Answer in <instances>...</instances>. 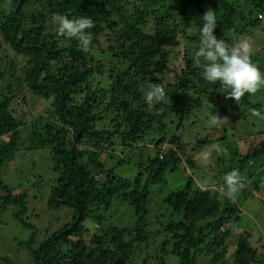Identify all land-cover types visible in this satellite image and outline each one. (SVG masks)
Masks as SVG:
<instances>
[{
  "label": "trees",
  "instance_id": "16d2710c",
  "mask_svg": "<svg viewBox=\"0 0 264 264\" xmlns=\"http://www.w3.org/2000/svg\"><path fill=\"white\" fill-rule=\"evenodd\" d=\"M208 10L215 13L214 35L230 46L245 39L252 44V35L264 31V0H0V54L6 45L23 60L19 76L11 60L6 61L11 66H2L0 59V137H6L0 139V210L11 211L31 231L17 243L27 249L31 264H168L169 255L178 264L258 262L248 231L229 240V223L238 219L239 204L201 187L191 174L181 187L164 194L166 221L153 229L146 220L151 187L163 186L168 173H186L184 164L193 170L191 156L214 141L219 147L210 155L222 176L214 182L225 189L224 176L238 169L243 177L238 200L255 197L264 206L262 134L243 152L223 128L215 139H197L189 155L188 144L176 133L192 114L191 97L198 94L193 100L199 105L206 99L208 111L214 112L228 92L219 82L205 81L193 59ZM54 14L92 20L94 26L86 30L92 39L88 51L78 39L58 34ZM149 82L164 86L163 102L149 105L144 100ZM24 89L43 101L46 115L25 118L20 105L27 101ZM250 95L239 98L237 106L260 109L262 115L256 118L264 119V105L254 104ZM240 118L256 120L242 112ZM171 125L174 131L168 129ZM155 134L157 139L152 138ZM145 137L156 153L140 162L133 179L116 175L101 160L108 153L115 160L107 151L113 150L112 140L124 148ZM41 149H48L50 162L43 176L37 175L35 164L30 171L24 169L20 156ZM123 160L117 159L115 166L127 162ZM247 183L253 185L251 193L244 189ZM118 199L135 209L131 226L104 219ZM38 200L51 211L67 208L69 221L53 232L45 230L34 245L38 226L27 216L34 215ZM86 218L98 224L89 238ZM18 262L0 253V264H28Z\"/></svg>",
  "mask_w": 264,
  "mask_h": 264
},
{
  "label": "rangeland",
  "instance_id": "374dc122",
  "mask_svg": "<svg viewBox=\"0 0 264 264\" xmlns=\"http://www.w3.org/2000/svg\"><path fill=\"white\" fill-rule=\"evenodd\" d=\"M252 39L254 41L251 44V50H253L251 51V60L258 67H264V31H260L258 35H252ZM2 48H4V52L0 54V59L3 57L2 66H9L10 62L8 61V64L6 65V61L11 60L16 72L19 76H21V67L23 65L22 58L15 55V52L6 45H2ZM5 54L8 55V58L4 57ZM2 66L0 67V71H4V67ZM24 93L27 94V101L26 103L20 102V105L23 112L26 113V119L36 120L35 118H38L40 115L47 114V110H45L42 100H38L26 89H24ZM198 96V94H195L191 98L195 99V97ZM19 98H21V95ZM249 98V100L254 104L260 103L264 105V87L260 88L255 94H251ZM192 100L190 101L192 114L188 115L183 122V125L180 127V130H177L176 132L181 137V140L188 144L187 153L189 155L192 153L189 149L196 145L197 139H202L205 136H208L209 139H215L223 133V128L227 130L229 136L227 139L235 140L238 148L243 152L250 145H254L256 143L259 134H262L264 137V134L260 133L264 128L263 117L259 119L255 117L256 120L253 121L252 118H246V120L240 118L241 112L244 115L251 114V110L253 108H251L250 105L242 104L237 106V103H239L238 100L225 95L223 100L219 102L220 109L213 112L211 110L208 111L207 106L210 105V103L207 104L206 99L202 100L203 104L201 105ZM196 105L197 108H194ZM245 108L247 110H245ZM195 109H198V112L193 111ZM256 110L259 111L260 109ZM217 117L223 120H220ZM251 117L254 116L251 115ZM173 118L176 120L178 116L174 115ZM214 120L215 122H213ZM168 125L170 126V124ZM172 126L173 125H171L168 129L170 130V128H172V131H174ZM147 137H145L144 142L141 141L137 145H134V147H130L127 144L124 145V148H121L122 146L118 145L115 146L116 139H114L112 140L114 143L111 145L113 150L107 151L113 152L115 160L110 157L109 154L111 153H108L107 156L103 154L101 156V160L106 162L107 167H113L116 175L133 179L140 162L144 161L148 156H154L156 153L153 143H147ZM5 138L6 137H0V139ZM152 138L157 139L158 135L155 134ZM183 145L185 146V143H183ZM218 147V141L209 143L204 146L205 149L203 148L191 156L196 165L193 170L190 169L189 165L184 164L186 173L182 174L179 171L168 173L166 176V183L163 186L159 185V187L158 185H153L151 187V192L145 203V207L148 211L146 220L148 221L149 228H156L158 223L166 221L165 218L169 217V209L164 202V194L172 189H178L181 187L184 184L186 175H193L192 177L197 184L201 185L203 188L209 189L214 194H218L219 197L226 196V188L224 189L221 185L216 184V182H220L222 179V176L219 173L221 168L213 165L215 159L211 158L210 155L213 151H216ZM120 152L122 154H120ZM205 153L207 154V158L204 156ZM20 156L24 161L23 168L27 171H30V165L35 164L36 170L38 169L37 175L43 176V174L46 173V169L48 170L49 168L50 162L48 158V149L25 151ZM121 157H123V161L127 162L121 166H115L117 159ZM5 168L11 171L14 169H11L10 166H6ZM250 169L253 170L252 172L256 171L257 164L255 163L252 165ZM19 178L22 180L26 179V177L23 178L22 176ZM44 179L47 180L46 177H44ZM244 189L246 192L251 193L253 185L247 183ZM230 197L239 204L240 213L237 220L234 219L229 223L231 232L229 240H231L235 234L237 235L240 232L248 231L251 234L249 244L257 253L258 262L256 264H264V206L261 202H259V198H244L241 196L240 200H238V195L235 194ZM121 200L122 199L114 200L112 206L107 210L106 214H104V219L107 224L111 223L117 226L121 225L122 227H128L135 223L137 215L135 213V209L127 200L126 202ZM10 212L11 211L8 209L0 210V253H4L12 259L18 260V263L23 262L31 264L32 259L27 249L20 248L17 245L18 242L28 239L31 235V231L22 228L14 220ZM67 213V208L64 207L51 211L49 208L47 209L44 201L42 203L38 200V203L36 202L35 211L33 212L35 216H27L29 221L36 224V227L38 226L36 237L37 241H35L34 245H37L39 242L38 240L42 238L45 230L49 233L53 232L60 228L65 222L69 221ZM83 224L84 227L88 228L89 234H85L88 238L98 230V228H96L98 224L93 222L90 218H86ZM103 225H105V223L101 222V226ZM201 259L204 260V257ZM178 263L179 259L176 256L169 255L168 264Z\"/></svg>",
  "mask_w": 264,
  "mask_h": 264
},
{
  "label": "clouds",
  "instance_id": "9594fccd",
  "mask_svg": "<svg viewBox=\"0 0 264 264\" xmlns=\"http://www.w3.org/2000/svg\"><path fill=\"white\" fill-rule=\"evenodd\" d=\"M202 19L203 25L199 30V45L193 50L195 63L203 69L202 78L212 84L219 82L228 89L226 96L235 100L246 93L255 94L260 88L264 87V72H261L251 60L249 40L245 39L230 46L226 41L217 39L214 35V29L217 25L213 10L206 11ZM51 20L56 25L59 35L76 38L83 51L89 50L92 39L90 33L86 30L94 26L91 19L83 16L69 18L67 15L54 14ZM201 59L205 61L202 65L200 63ZM166 95L164 86L157 83L149 82L144 90V100L149 105L163 102ZM251 115L260 117L262 113L252 109ZM204 156L207 158L206 153ZM242 180L243 177L238 169L228 172L224 176L226 195L233 196L236 194L242 187Z\"/></svg>",
  "mask_w": 264,
  "mask_h": 264
},
{
  "label": "built area",
  "instance_id": "2783aa9c",
  "mask_svg": "<svg viewBox=\"0 0 264 264\" xmlns=\"http://www.w3.org/2000/svg\"><path fill=\"white\" fill-rule=\"evenodd\" d=\"M220 230L223 231L224 230V227H221Z\"/></svg>",
  "mask_w": 264,
  "mask_h": 264
}]
</instances>
